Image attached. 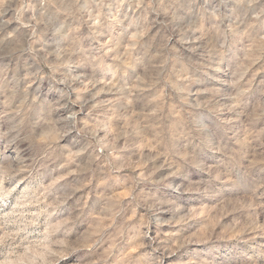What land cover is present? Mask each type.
<instances>
[{"label":"clouds","instance_id":"obj_1","mask_svg":"<svg viewBox=\"0 0 264 264\" xmlns=\"http://www.w3.org/2000/svg\"><path fill=\"white\" fill-rule=\"evenodd\" d=\"M0 264H264V0H0Z\"/></svg>","mask_w":264,"mask_h":264}]
</instances>
